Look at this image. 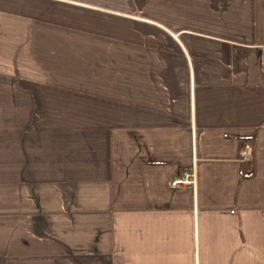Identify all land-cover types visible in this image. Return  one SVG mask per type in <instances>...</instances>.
I'll return each mask as SVG.
<instances>
[{"label":"crops","instance_id":"1","mask_svg":"<svg viewBox=\"0 0 264 264\" xmlns=\"http://www.w3.org/2000/svg\"><path fill=\"white\" fill-rule=\"evenodd\" d=\"M263 55L264 0H0V264H264Z\"/></svg>","mask_w":264,"mask_h":264},{"label":"built area","instance_id":"2","mask_svg":"<svg viewBox=\"0 0 264 264\" xmlns=\"http://www.w3.org/2000/svg\"><path fill=\"white\" fill-rule=\"evenodd\" d=\"M263 61H264V55H263ZM242 155L243 156L246 155V151L245 150L242 152ZM192 179H193L192 175L191 174H187V175H185V178H175L174 180H172L171 183L173 185H177L179 183H181V184H191L192 181H193Z\"/></svg>","mask_w":264,"mask_h":264}]
</instances>
